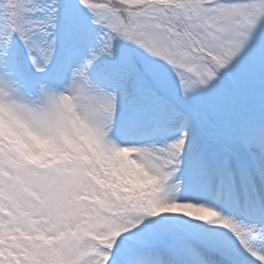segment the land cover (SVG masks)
<instances>
[{
	"label": "snow or ice",
	"instance_id": "obj_1",
	"mask_svg": "<svg viewBox=\"0 0 264 264\" xmlns=\"http://www.w3.org/2000/svg\"><path fill=\"white\" fill-rule=\"evenodd\" d=\"M0 264H264V0H0Z\"/></svg>",
	"mask_w": 264,
	"mask_h": 264
}]
</instances>
